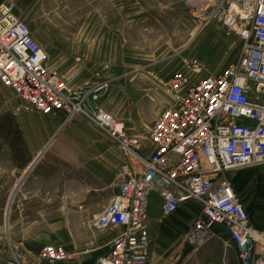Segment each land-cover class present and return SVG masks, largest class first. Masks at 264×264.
<instances>
[{
	"label": "rangeland",
	"instance_id": "obj_1",
	"mask_svg": "<svg viewBox=\"0 0 264 264\" xmlns=\"http://www.w3.org/2000/svg\"><path fill=\"white\" fill-rule=\"evenodd\" d=\"M191 1L59 0L55 17L45 22L46 28L56 31L38 24L34 10L21 20L46 51L50 69L77 87L86 81L102 86L95 104L120 118L127 134L149 143L153 121L174 100L163 81L179 70L189 72L194 81L217 74L240 51V37L224 27L225 13L211 17L203 5L200 9L193 4L192 9ZM52 137L51 149L39 156L9 204L14 184ZM117 159L119 164L124 160L118 144L84 114L68 122L60 112L43 114L27 108L0 83V264H78L94 257L92 264L106 252L105 242L75 249L74 241H69L66 249L73 255L69 261L37 256L42 243L56 244L52 240L68 235L74 240L83 230L85 236L101 241L104 232L92 221L117 191L111 174ZM39 172L40 180L34 179ZM75 178L81 179L83 189L69 184ZM39 185L68 190L41 193ZM18 200L22 214L37 222L19 229L29 241L25 248L10 241L9 225ZM187 207L189 218L199 212L196 202ZM78 212L85 215L83 222L77 220ZM72 219L75 223H70ZM187 231L167 253L173 252L172 264L225 263L229 249L212 235L200 246H190L189 260L182 259ZM183 239L186 242L179 248Z\"/></svg>",
	"mask_w": 264,
	"mask_h": 264
},
{
	"label": "built area",
	"instance_id": "obj_2",
	"mask_svg": "<svg viewBox=\"0 0 264 264\" xmlns=\"http://www.w3.org/2000/svg\"><path fill=\"white\" fill-rule=\"evenodd\" d=\"M192 2L208 8L211 17L225 13L224 27L240 37V51L217 74L194 81L179 70L163 81L174 100L152 123L148 154L120 118L95 104L102 86L86 81L77 87L50 69L46 51L15 15L14 1L0 4V83L43 114L63 113L65 122L84 114L123 154L117 191L92 221L98 230H121L92 264H150L146 209L152 192L162 196L165 216L197 203L199 212L186 233L189 243L200 246L214 225L223 224L241 264H264L258 234L231 178L235 170L264 164V0ZM37 256L56 262L73 258L64 244L54 243L43 245Z\"/></svg>",
	"mask_w": 264,
	"mask_h": 264
},
{
	"label": "crops",
	"instance_id": "obj_3",
	"mask_svg": "<svg viewBox=\"0 0 264 264\" xmlns=\"http://www.w3.org/2000/svg\"><path fill=\"white\" fill-rule=\"evenodd\" d=\"M7 0H0V4L6 2ZM14 1V7L13 11H16L15 6L18 8L19 12L16 11L15 15L18 16L20 19H26L27 18V12L34 10L38 24L43 23L44 29L46 31H51L53 29L46 28L45 22L46 19L49 20L51 17H55V11L58 8V1L59 0H13ZM49 2V3H48ZM49 27V26H48ZM56 31V30H53ZM54 137L50 138L47 143L45 144L44 148L37 152V154L34 156L35 158L32 160H36L39 155L41 156L46 150L51 149V145L54 143ZM151 143L145 141L143 143L141 151L144 154H148L152 150ZM40 158V157H39ZM85 159H83L84 161ZM38 161V160H37ZM81 162V161H80ZM84 167H86V164H82ZM120 164L119 160L117 159V162L115 165L111 166L112 168V181L117 177L119 170H120ZM29 168V167H28ZM27 172V170H25ZM26 174V173H25ZM24 173L19 177L20 178L25 175ZM42 174L41 172L35 173L33 175L34 179L41 178ZM231 178H233V184L235 187L236 192H238V195L241 199V202L243 206H245L246 210L248 211V214L250 216V219L253 222V226L258 234V243L256 244L257 253L260 254L264 252V229H263V221H264V164H261L257 167H245V169H239L235 170L231 173ZM14 184L15 185L19 182ZM69 184H75L77 185L78 189H83L81 182V179L75 178L74 181H69ZM80 185V186H78ZM38 190L41 193H47V192H57V190H68L67 188H58V189H52L50 186H44L39 185ZM112 198V197H111ZM109 201V200H108ZM107 201V202H108ZM105 202V204L107 203ZM162 196L159 195L157 192H152L149 194L148 202H147V213L150 219V238H151V244H150V254H149V263L150 264H172L169 260L170 255L173 253H170V255H167L169 252V249H171L172 245L177 242L178 239L181 238L182 233L185 232V230H188L191 220L194 217H190L188 215V203L180 206L178 210L172 215L165 216L162 209ZM21 202L20 200L17 201L15 212L13 213L14 216L11 220V223L9 225V228L11 229L10 232V241L12 243H15L18 246H21L22 248H25L27 243V239L25 240L22 236V234H19L20 227H23L25 225L34 226L37 224L35 218L33 222L30 217L22 214V208H21ZM105 204L102 206V208L105 206ZM101 208V210H102ZM99 210V213L101 212ZM97 215V214H96ZM95 215V216H96ZM85 215H83L81 212H78L76 218L78 221H84ZM94 216V217H95ZM25 220H27V224H25ZM75 219V221H77ZM70 223H75L74 220L70 221ZM41 224V223H40ZM54 224H62L58 220H54ZM81 230V229H80ZM120 228H106V230H101L104 232V236L102 237L101 241L96 239H91V237L85 236V232L83 230L82 236L77 235L74 237V240L70 239V236H66L63 238H56V244H64L65 247H68L69 241H74L75 249L80 247H84L85 245L89 244L91 247L95 244H100L101 242H105V244H109L111 240L115 236H117L120 233ZM71 233V232H69ZM72 235V233H71ZM211 235L217 237V239H220L224 245L225 249H229L228 256L225 258L224 264H241L240 259L238 256L237 249L235 247V244L232 242L230 236L227 234L225 226L223 224L214 225L212 227ZM184 242H186V239H183L181 241V244L179 245V248H183ZM45 245L44 243H42ZM42 245V246H43ZM190 246L195 248L192 243L187 242V246L185 251V255L182 257V259L189 260V254H190ZM94 258V257H92ZM92 258L90 259H83L82 262L78 264H90L92 261ZM183 264V262H182Z\"/></svg>",
	"mask_w": 264,
	"mask_h": 264
},
{
	"label": "water",
	"instance_id": "obj_4",
	"mask_svg": "<svg viewBox=\"0 0 264 264\" xmlns=\"http://www.w3.org/2000/svg\"><path fill=\"white\" fill-rule=\"evenodd\" d=\"M39 156H40V155H39ZM38 158H39V157H38ZM38 158L32 162L31 166H29V168L27 169L26 174L23 175V176L20 178L19 182L15 185V188H14V190L12 191V193H11V195H10V198H9V204H10V202L12 201L11 199H12L14 193L19 189V187H20L19 185L23 182L25 176L30 172V170L32 169L33 165L37 162ZM9 204H8V206H9Z\"/></svg>",
	"mask_w": 264,
	"mask_h": 264
},
{
	"label": "bare ground",
	"instance_id": "obj_5",
	"mask_svg": "<svg viewBox=\"0 0 264 264\" xmlns=\"http://www.w3.org/2000/svg\"><path fill=\"white\" fill-rule=\"evenodd\" d=\"M48 3H49V2H48ZM193 4H194V3L191 1V3H190L191 6H190V7H191L192 9H193ZM233 8H235V9H239V8H237L235 5H233ZM194 9H195V8H194ZM225 21H226V22H230V21H231V20H230V15H227V16H226ZM31 164H32V163H31ZM30 166H31V165H30Z\"/></svg>",
	"mask_w": 264,
	"mask_h": 264
},
{
	"label": "trees",
	"instance_id": "obj_6",
	"mask_svg": "<svg viewBox=\"0 0 264 264\" xmlns=\"http://www.w3.org/2000/svg\"><path fill=\"white\" fill-rule=\"evenodd\" d=\"M21 140H22V138H21Z\"/></svg>",
	"mask_w": 264,
	"mask_h": 264
}]
</instances>
